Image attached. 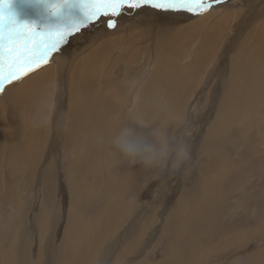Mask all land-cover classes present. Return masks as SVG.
Here are the masks:
<instances>
[{"label":"bare ground","instance_id":"obj_1","mask_svg":"<svg viewBox=\"0 0 264 264\" xmlns=\"http://www.w3.org/2000/svg\"><path fill=\"white\" fill-rule=\"evenodd\" d=\"M11 1L20 3L19 0ZM21 1L25 4L20 8L21 12L18 11V18L35 22L37 27H40L39 23L50 20L58 21L51 22V25H71L73 19L81 15L75 0H66L67 14L61 11L62 8L54 11L46 5V1L40 7L37 0ZM104 17L108 16L94 18L93 23L87 26L96 24ZM110 20L115 21V27L108 28L109 21H106L98 29L84 34L82 42H76V39L87 26L78 31L72 29L73 35L67 43H62L58 50L51 52L47 62H41L39 67L22 74L20 79L6 83L4 92L0 93V203L4 201L0 205V222L11 211L16 213V220L13 217L8 220L17 221L10 228L11 234L5 230L8 252L0 255V264H111L113 254L114 264H118L132 253L147 232L150 217L154 214H149L146 203L133 209L120 207L118 195L122 191L113 195L107 193L112 181L103 197L111 199V203L109 198L106 201L107 209L103 207L105 214L100 210L101 216L90 227L81 221L80 213L82 211L83 215L84 205H88L89 200L106 185L104 172L100 168L111 169L116 160L123 158L109 147L114 132L123 124L116 120L118 115L121 116L123 105L114 109L120 96L110 95V89L103 88L104 84L111 85L114 74L121 76L119 81L116 78L122 86L120 94L131 90L134 109L129 119L140 118L150 126L163 124L171 132L183 113L184 103L191 91L208 93L211 90L215 100L217 98L221 102L219 111H216L210 128L201 140L192 142L188 139L191 153L195 152L196 147L199 150L203 147L198 164L199 173L206 179V184L194 205L188 207L183 200V206L178 203L177 211L170 216L171 222L167 221L169 229L180 223L176 241L183 245L180 250V247L176 249L175 245L169 244L167 264H202L213 253L197 242L202 230L212 227L211 221H208L210 214L214 213L212 207L222 204L224 199L217 186L218 177L227 175L232 179L240 175L245 185L249 184L250 189L253 187L252 177H243V167L240 166L233 175L234 169L226 159L212 158L208 153L217 139L228 144L236 143V146L241 141L239 147H244L253 135L254 142L249 147L264 152V114L258 113L260 105H264V0H219L199 13L164 12L151 7L125 9L120 16L111 17ZM229 31H234V36L228 45L222 46L225 33ZM148 42H151L152 50L147 53ZM193 50L194 57L191 54ZM140 59L143 65L138 68ZM175 64L178 69L172 72L170 69ZM123 86L128 90H123ZM47 101L54 104L52 119L47 126L37 127L34 117ZM209 117L210 114L205 122L200 120L199 123H207ZM84 123L86 126H83ZM234 124H238L239 129L231 133L230 128ZM99 126L110 128V133H100ZM250 133H253L252 136ZM103 135H106V140ZM83 137L93 141L88 151V138ZM6 138L10 143L8 152L5 151ZM52 139L55 141L52 142ZM59 148L67 150L71 163L66 181L58 185L55 183L57 178L53 158ZM31 179L35 180L32 189L26 185L32 183ZM51 182H54L52 186ZM261 182L264 186V178ZM65 187L70 197L66 212L68 225L64 229L63 241L56 243L60 216L52 208L45 216L42 212L36 213L33 195L37 190L42 191L44 207L52 205L55 208L54 199ZM10 193H14L13 198L4 200ZM62 202L68 205L64 199ZM201 203L202 211H207V215L201 212ZM31 208L34 211H30ZM36 227H39V256L34 246ZM154 234H151V238ZM128 236H132L129 247L125 246ZM245 236L249 237L247 232L240 231L223 237L215 249L225 250L231 242H235L232 247L241 246L244 242L239 244L238 241ZM79 245L82 247L78 248Z\"/></svg>","mask_w":264,"mask_h":264},{"label":"rangeland","instance_id":"obj_2","mask_svg":"<svg viewBox=\"0 0 264 264\" xmlns=\"http://www.w3.org/2000/svg\"><path fill=\"white\" fill-rule=\"evenodd\" d=\"M45 1H46V5L50 6L48 0H37V2H39V7H40V5L43 6ZM19 2H20L19 4H17L16 1L12 3V1L10 0L11 6L16 13H18V11L20 13L21 12L20 8L22 7L23 4H25V3H22L21 0H19ZM67 4L68 3H66V4L64 3L63 7H61L62 8L61 11H63L65 14H67L66 7H65V5L67 6ZM110 19H111V17H109V16L104 17L103 19L96 22V24H93L91 26H87L85 28L84 32L79 37H77L76 42L77 41L82 42L84 40V34L91 33V31L98 29L99 27L104 25L103 24L104 22L110 21ZM51 22H57L58 23L57 20L56 21L50 20L47 22L39 23V26L41 29H44V27L46 25H51ZM92 23H90V24H92ZM108 28H110V27H108ZM233 36H234V31L233 32L229 31V32L225 33V37L223 38V40L221 42L222 46L228 45ZM146 49H147V53L150 50H152L151 42L146 43ZM194 52H195V50H193L191 53L193 55V57H194ZM186 62H188V61H186ZM138 63H137L138 68H140L143 65L142 59H140V62H138ZM177 69L178 68L176 67V64H175L170 70L172 72H176ZM228 72H229V70H228ZM111 78H112L111 80H113L114 82L112 81L111 85L110 84L109 85L104 84L103 88L105 89L108 87L110 89L109 90L110 95L115 94V95L120 96L119 100H117L115 102L114 109L118 108L122 105H123V107L120 111L121 116L118 115V118L119 117L120 118L119 119L117 118L116 120L121 121L122 123H125L126 121L129 120V117H131V114L133 113V109H134V105H133L134 103L132 100L133 98H132V96H130L131 90H129L125 94H123V93L120 94L119 92H122L121 91L122 86H121V84H119L118 81L121 78V76H117L116 74H114ZM116 78L118 79V81H116L117 80ZM144 80H146V78H144ZM114 88H115V90H114ZM124 88H125V86H123V90H128L127 87L125 89ZM210 96H211V98H210ZM214 100H215V98L213 97L211 90H209L208 93H202L201 90L200 91H198V90L191 91L189 93L185 103H184L183 113L179 117V119H178L179 121H178L177 125L175 126V128L173 129L172 134L175 135L181 129L182 130L186 129L188 132V139L190 141L196 142L198 139L201 140V138L205 135L206 131L210 128V126L213 122L212 118L214 117V115L217 114V112L220 109L218 107H220L221 102L219 100H217V98H216L215 102H214ZM129 108H130V110H129ZM260 109L261 110H259L258 113L264 114V105H260ZM189 110L191 113L189 112ZM209 114H210V117L207 119L208 120L207 123H204L206 121L205 118H207ZM212 114H213V116H212ZM192 118H193V121H192ZM196 119H197V121H196ZM200 120H204L203 125H202V123L201 124L199 123ZM232 121L230 122V124L232 123ZM188 122L191 124V127H190V124ZM83 126H86V123H84ZM188 126H189V128H188ZM99 127L101 128L100 133L101 132H105V134L110 133V128L103 127V126H99ZM238 129H239L238 124H234V126H232L230 128V132L236 133L238 131ZM6 132L8 133V130ZM112 132L113 131H111V133ZM252 134L253 133H250L249 135L252 136ZM18 137L20 139H22V136H19V134H18ZM254 137L255 136L253 135V137L250 138L248 144L244 145V147H242V146L239 147L240 146L239 143L241 141L237 142V146H236V143H231L229 141V143H231V144H228V142H223L221 139H217V141L210 147V150L208 153L209 156L212 158L218 157L219 159H226L228 164L230 165V167L234 169V171L232 173L233 175H236L238 168L240 166L243 167V169L245 170L243 177H246V178L250 177L249 179H251V177H252L253 181L251 183L253 184V187H252V189H250L249 184L245 185L244 182L242 181L240 175H237L235 178H232V179H230V177H227V175H221L220 177H218L217 186H218V189L223 193L222 197H224V199H223L222 204H218L217 206L212 207V209H214V213L210 214L211 217L208 220V221H211L212 227L210 230H206V228H204L201 232V237L197 242V244H200L203 247H205L206 249H210L213 251V253L210 254V256L206 260H204V262L206 264L207 263L208 264L209 263L210 264H264V231H263L264 226H262L264 224V213H263L264 212V186L261 182V179L264 178V152L262 153L261 150H260V152H258L256 147H253V146L249 147V145L253 144V142H254L253 138ZM84 138H88V142H89L88 148H87V151H88L89 149H91V147L93 145V141L89 137H83V139ZM103 139L106 140V135H103ZM4 141H5V151L8 152L10 150L9 140H8V138H6ZM54 141H55V139H52V142H54ZM200 143L201 142H199V144ZM109 147L111 148V150L114 149L111 145V142H109ZM242 148L244 149L245 153H244ZM246 148H247V150H246ZM262 148H264V145L262 146ZM57 150L59 152L56 153V156H55L56 158L54 157L53 159L55 161V174H56L55 176L57 178V181L55 183H57L59 185L63 181H66L67 175H68L69 162L71 163V161H70L69 153H67L66 149L59 148ZM4 152H3V154H4ZM202 152H203V147H202V150H199L198 147H196L195 152L191 153V155H193L192 160L189 164L191 167L189 165H187L183 170H181L180 172H177L175 174H170L167 171L166 172L165 171L164 172H156L153 170L146 169L140 164L133 165V164H130L125 158L116 160L112 164V166L110 164L111 169H110V167L107 168L110 170H107L106 168H103L101 170V168H100V171L104 172L103 177H105V179H106V185H103L102 189H100V192L97 195H95L92 199L89 200L88 205H86V206L84 205L83 215H82V211L80 213L81 221L86 223L87 227L92 226V224L95 221H97L98 218L101 216V214L104 213L103 211L105 210V208L107 209L108 203H106V201L109 197L108 198L106 196H105L106 198H103V197H104V194L106 195L107 190H105V189H108L109 182H111V181H112V183H110V186H109L110 191L109 192L107 191V193L113 195V194H118L122 191V194L118 195L120 197V199H119L120 207H123L125 209H133L135 207H139L140 205H144L146 203L145 205H147V207L149 209V214H154L153 216L150 217L149 224L147 227V232L141 238L142 241L140 240V243L133 249L132 253H129L128 255H126L125 258L123 260H121L118 264H167V251H168L170 245H175L176 249L180 247V250L183 248V245L178 244L176 241V239L179 235V231H180V223L178 222V225L174 224L169 229V227L167 228V226H168L167 221L169 220V223L171 222L170 216L174 215L175 212L177 211L175 209H177L178 203H179V205L181 203L180 206H183V200H184L186 203V206L190 207L191 205H194V203L197 201L195 199L199 198L198 195L203 190L204 184H206V179L204 177H202V175L199 173L200 167H199L198 161L200 159V156L202 155ZM65 166H67V167H65ZM30 168H31L30 172L33 173V171H34L33 168L31 166H30ZM112 168L114 170H112ZM111 170H112V172H110ZM26 171L27 170H25L24 172H26ZM151 171H153V173ZM108 172L111 174L108 175ZM105 173H107V175ZM88 174L91 175L89 170H88ZM108 176L112 177V178L110 179ZM142 176H145V177L142 178ZM64 177H66V178H64ZM107 179H110V181ZM31 180H32V183L26 184L30 189L34 188V186H35V180L34 179H31ZM60 180H62V181H60ZM139 180H140V183H139ZM118 181H120V182H118ZM136 181H137V183H136ZM53 184H54V182L50 183L51 186ZM254 184H255V186H254ZM246 186L249 189H247ZM175 187H176V189H175ZM243 187H245V188H243ZM110 188L111 189L113 188L112 189L113 193H111ZM189 189H190V191H189ZM243 189H244V193H243ZM247 193H248V196H247ZM13 194L14 193H10L4 200H6L8 198L12 199ZM243 194H245V195H243ZM23 195H24V192H22V194H21L22 200H24ZM67 195L69 196L68 189H67V187H65V190L62 193H60L59 196H57L54 199L56 201V203L54 202V205L58 204L57 207L55 205V208L52 207V205H50L49 207H44V200H43L42 191L37 190L36 192H34V195H33L34 199H35V206H34L35 212L36 211L38 213L42 212L45 216V213L52 208V209L56 210V211L53 210V212H56V214L57 215L59 214V216H60L59 226H58L59 229L57 230V235H56V239H57L56 243H61L63 241V238L65 237L64 229L68 225V223H67L68 218L66 217V215H67L66 212H68L67 206L69 207L68 199L70 197H68ZM61 197H63V198H61ZM132 197H135V199L132 200L131 199ZM185 197H186V199H185ZM62 199L67 201L68 205H66V203L62 202ZM175 199H177V200H175ZM240 199H242V200L239 201ZM108 201H109V203H111L110 198L108 199ZM205 201H207V200H205ZM217 201H219V200H217ZM3 202L0 203V205H3ZM125 202L128 205L125 204ZM172 203H173V208L175 206L174 209L171 208ZM203 203H204V201H203ZM203 203H201V212L205 213V215H207V211H202ZM238 204H239V206H238ZM244 204L246 205V207ZM37 206H39V208ZM162 206H163V209H162ZM164 206H166V207L164 208ZM103 207H105V208H103ZM236 207H237V209H236ZM58 208H59V210H58ZM240 208H241V210H240ZM158 210H159V213H158ZM256 210H258V211L256 212ZM30 211H34V210L31 208ZM99 211L102 213H100ZM250 211H252V212H250ZM254 212H256V213H254ZM1 215H2V212L0 210V216ZM7 216L5 214L4 215L5 218L3 217V219L0 222V230H1V235H2L1 236L2 238L0 237V255L2 253L8 252L6 245H5V239H7V238H5V233H6V231H8L11 234L12 230L10 228H12V226L15 225V223L17 222V221H9L8 220V218H12V217L16 220V213L14 211H11L10 214H8ZM199 218H202V217H199ZM177 219H179V217H177ZM181 219H182V217L180 218V220ZM2 222H4V223H2ZM6 224H8V225H6ZM30 225H32V223H30ZM176 225H177L178 229H177ZM216 226H218V227H216ZM219 226L221 227V229ZM35 229H36L35 236L37 235L36 236L37 239L34 241V244H35L34 246H35V248L38 249L37 250V253H38V251L40 249V245L38 244V243H40V241H39V237H38V233H37L39 227H36ZM150 229H153V231ZM173 229H174V233H173ZM175 229H177V230H175ZM170 231H172V233ZM240 231L247 232V235L250 237L249 238V237L245 236L241 240H239L238 241L239 244L244 242L241 246L232 247V245L235 242H231L227 245V249H225V250L219 251V250L215 249L218 242L223 237L230 236V235L235 234V233H239ZM163 232H164V235H163ZM167 232L168 233L170 232L169 233L170 235ZM156 233H158L157 236H156ZM216 233H218V234H216ZM151 234H154L153 238H151L152 237ZM252 236L254 239L252 238ZM147 237H148V239H147ZM149 237H150V240H149ZM155 237H156V240H153ZM112 238L113 237H111V239ZM247 238H249L248 241H246ZM131 241H132V236H128V239L126 240L125 246L129 247ZM148 241H151V243H148ZM81 247H82L81 245L78 246V248H81ZM2 248H4L5 250ZM74 248L76 249L77 247H74ZM39 254L40 253H38V256H39ZM111 256H112L111 264H114L115 263V254H113ZM251 256H253V257H251ZM204 262L202 264H204Z\"/></svg>","mask_w":264,"mask_h":264},{"label":"snow or ice","instance_id":"obj_3","mask_svg":"<svg viewBox=\"0 0 264 264\" xmlns=\"http://www.w3.org/2000/svg\"><path fill=\"white\" fill-rule=\"evenodd\" d=\"M66 0H49L54 11L63 7ZM219 0H75L81 15L73 19L71 25H46L40 30L35 22L22 21L13 10L10 0H0V93L6 83L21 78L22 74L47 62L49 54L58 46L67 43L78 31L100 16L118 17L125 9L151 7L164 12H200L212 7ZM109 27H115L110 20ZM54 36V38H53ZM7 69V72H5Z\"/></svg>","mask_w":264,"mask_h":264},{"label":"clouds","instance_id":"obj_4","mask_svg":"<svg viewBox=\"0 0 264 264\" xmlns=\"http://www.w3.org/2000/svg\"><path fill=\"white\" fill-rule=\"evenodd\" d=\"M53 113L54 104L45 102L34 117L36 126H47ZM111 145L130 164H140L156 172L175 174L192 160L186 129L173 135L163 124L150 126L136 117L130 118L114 132Z\"/></svg>","mask_w":264,"mask_h":264}]
</instances>
